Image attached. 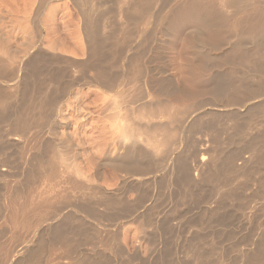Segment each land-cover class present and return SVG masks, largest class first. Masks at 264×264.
<instances>
[{
  "label": "rangeland",
  "instance_id": "rangeland-1",
  "mask_svg": "<svg viewBox=\"0 0 264 264\" xmlns=\"http://www.w3.org/2000/svg\"><path fill=\"white\" fill-rule=\"evenodd\" d=\"M182 1L185 0H177L175 2H172L170 8H175L178 5V3ZM21 2H22L21 0L16 1V3H18V6L21 4ZM95 2L96 3L98 2V4L94 5L92 12L91 11L89 12L87 10L86 11L88 12V15L91 14V16L94 17L96 25H98L97 26L98 31L102 32V35L100 32L101 38L103 39L107 37L106 36L107 31L106 30L104 31L103 29L107 26L108 22L112 24V26H114L115 29H117L114 35L120 34V36L124 35V37H128L129 34H127L126 31L120 28H126V26L129 25L131 29L136 25H134L135 18L133 19L132 24L126 23L125 20L121 18L122 17L121 11L123 9H127L126 8L127 6L125 7V5L123 4L124 0H97ZM16 3L13 4L17 5ZM13 4L12 6H9V8L10 7H12V9L17 8V6L13 8L14 6ZM120 5L123 8H121ZM154 6L155 7L152 6L153 8H151V12L149 11L150 14H148L147 17H144L145 20L142 19L143 17H141L140 20H138V18L136 19L137 28L134 27V30L136 31L138 30L139 31V32L137 31L138 33H140V30L144 31L146 29H151L152 26L149 23L150 20L152 21V19H150L151 13L154 10L156 11L158 10V7L156 5ZM88 9H90V7ZM221 9L222 8L220 7V10ZM247 9L249 10V11H245L247 12V14L243 12L245 15L240 14L238 15L237 18L236 17L233 18L230 14H228L230 13L229 9L226 8L225 10L223 7L221 12L222 13L227 12V13H223L225 14L224 15L225 21L222 23L219 22L218 24H216V26H212L211 23L208 21L202 22L201 20L197 19L192 14L190 15L189 13H184L177 18L173 17L172 14H170L169 15L170 25H171L170 36L162 35L161 31L158 30L156 33V39L158 44L160 42L161 44L159 46H157L158 44L156 43L149 44L146 49H143L141 47L143 50L139 49L140 46L138 47V45L142 44L143 37L137 38L131 35L133 37L128 42L127 44L128 47L127 48L125 47L126 50L123 49L125 51H122V53L120 54L121 56L123 55L124 58L123 56L122 58L121 56H118V59L116 57L112 62L110 60L112 59V54L110 52L106 53L105 58L106 59L108 58L110 60L109 63L112 64H110V67L106 64L105 65L108 66L109 71H111V73L116 78H118L117 80L120 83V81L122 80L121 74L126 72L124 61L126 62L127 59L131 58L135 53L137 54V51L139 54L140 51L141 52L140 55L142 56L144 55L143 57H144L145 66L147 70L150 71V73L146 77L149 84L147 82L146 85L147 88H145L142 91H138L136 88L134 89L133 86H129L127 87V89H123V90L122 88L119 89L116 88L114 91H107L97 86H93V87L76 86L71 88L70 86L71 82H69V80L71 81L72 77L75 78L79 77L80 74H78L79 71L73 65L70 64L71 62L69 58L75 59L78 62L80 61L85 62L87 58L86 56L83 57L80 55L75 56L74 52L72 51V49L75 48V45H77L82 41L81 40L82 38L83 41L85 39L83 33V22H84L83 20L84 17L82 16L83 11H80L75 6L73 0L48 1L46 8H44L43 10L44 14H42V18H41L43 23L44 24L46 23L45 24L46 26L44 27H43L44 24L41 23L43 28V40L44 41L46 40L45 42H47L49 39L52 40L54 38L52 41L57 40L59 41V43H62V45L60 44V46H64L65 48V51L64 48H62L63 52H60L62 58L54 59L52 61L43 60L44 63L40 61L42 59L33 60V62L31 61L32 63L28 64V66L26 67V71H27L26 75L28 76L26 83L27 86H25V88L22 89L20 98L19 97L13 98L11 95V98L9 97L10 98V99L8 98L9 100L6 99L5 100L6 103L4 102V105L0 107V153L2 154L0 155V161H2L0 163L3 164V165L0 164L1 165L0 167L1 169L2 167L3 169L6 168L7 173L8 171H10L8 175L6 174V172H3L4 174H0V227L2 231H3L2 228H4V229H9V232L11 230L13 232V233L6 232V234L5 233L3 234L2 231H0L1 232L0 244H5V246L1 245L3 247H0V264H6V262H8L7 264H11V263L15 264L14 262L18 263V261L21 260L23 257L26 258L29 255L30 253L29 251H33L36 249V245H37L35 244L36 242L34 241H30L32 243L27 242L30 240V238H32V237L30 238L28 237L29 235L30 236L33 235L32 230H29V232H32V234H29L28 232H26V230H24L25 228H27L26 226L29 224V222L28 224L26 222L27 221L32 222L33 220V219L29 220L30 216L27 215L32 214V217H34L35 213L33 214V212L37 213L36 217H34L35 220L37 219V216L38 218L40 217V219L42 220L43 219L42 217L46 212H47L46 215L49 216V217L46 215L44 216L45 219L47 218L46 222L43 220L44 223H42V221L39 220V223H41L39 226H41L44 229L42 228L40 229V227L38 226L39 228H37L36 230L38 236L43 235L42 233L44 232L43 235L44 237L43 236L41 237L45 239L48 238L47 239L48 243L45 240L46 246H45V251L43 252L44 253L43 258L45 260L44 263H46L48 260L58 259L60 261L62 258L66 256V254H64L66 252L65 248L59 243H55L57 241H55L54 239L57 238L58 236H61L62 234L60 233H62V231L64 232L65 230L66 231L71 230L72 233L74 232L73 236L77 237L80 234L79 231L77 232L78 230L77 227L81 221L85 224V229L82 230V233L80 234L81 238L78 237V239H82L83 236L81 235L83 234L84 231H87L88 234L95 235V237L93 235L92 238L94 237L96 241L93 240L91 243L88 242L83 244L80 247V251L88 258L89 262L92 261L96 264H202L201 262L195 259V256L199 254L198 252L199 248L196 246L198 243V238L203 239L202 238L203 236H205L206 241L208 240L207 242H212V243L213 241L218 242V245L215 246V248L211 249L210 247L208 249L206 248L203 250L206 256L208 254H211L212 251L215 254L214 258L212 259L209 258L210 260L205 262L204 264H220L222 261L223 262L221 264L223 263L224 264H254V263L260 264L262 263V261H264V230H263L264 227H262L264 226V195L263 194L261 195L260 193L258 194L256 192L257 191L256 185L259 182V178H258L259 176L257 175L249 177V179L251 178L250 180L244 178L238 180L237 182L238 190L236 193L237 197L227 196L224 197L225 199H220L216 195V193L214 194L215 187L213 188L211 186L208 192L205 193L200 199H193L192 201H191V190L188 189H186L185 199L180 201H177V199L158 200L154 197L153 201L150 202L148 199L147 202H145L140 207V211L143 210L141 212H145V211L147 212L149 211V209L153 207L155 208L154 219L157 220L161 226L160 228L161 235L159 234L158 231L157 234L158 236L159 235L162 236L163 242L164 239L166 240V243L168 242L167 246L158 245L157 247L153 245V238L155 236V232H153L154 229L152 228L150 229L148 228L147 230L149 231L147 230L142 231V230H138L137 223L128 222L125 225H123V227L120 228L119 231L117 232L118 234H116L115 232H111L110 230H108L109 228H106V226H108L107 222H104L98 217L93 216L91 212H90L91 214L89 213L90 214L89 216V214L85 213L89 211L86 210L84 211L82 208L80 211L79 210L80 208L76 207L79 204L78 201L79 198L75 199L74 197H72L73 195H75L71 190L72 188H69V185L68 186L64 185V180L62 181V179L58 178L59 180L57 181V177L51 178V176H49L48 173L49 168L47 165V160L51 155L50 148L48 146L49 144L54 143L53 147H55V149H58V153L60 154V157L62 155L63 157L62 159L65 160V158H67L69 163L73 162L72 164L73 169L71 171L72 173H75V169L78 168L77 170H79L80 168L82 174L79 173L80 171H77L79 173L78 178L80 177L81 180L87 181L85 177L88 176L91 177L92 175V180H94L92 182L93 184L103 188V190H105L109 195L112 196L118 195V197H120V195L123 194L122 197L120 198H122L123 200L125 199L124 201L127 200L131 205H133L136 200V193L133 190L135 186H141L142 189H146L149 187L148 185L151 181H156L158 183L163 182L164 179L163 177L166 176L165 174L169 173L170 168L172 166L171 164H174V162L176 163L180 160L182 162L186 161L187 164L191 166V162H192L191 160L193 158L192 156L197 146L201 144L202 140H204V136L206 135L205 133L206 130L204 128H207L208 126H212L213 128L216 127L215 129L221 144L222 158L221 157L219 158L217 169H220V174L222 175L223 171H225L228 166L227 165L228 162L226 163V160L228 159L229 156H231V154H235V152L238 151H240V153L242 151L245 152V150H242L245 144H248L249 142V144L251 145V140L253 144L254 142L257 141L258 138L261 137L264 138V128L261 129V127L257 125V122H254L257 121L256 118L252 116L255 114L254 112H256L257 105L259 106V103H263V102H259V103L255 102L256 100L252 96H251V101L248 99H245L248 101H244L243 100L244 98L243 99L241 98L242 99L241 100L238 96L237 99L234 98L235 96L232 97L231 92L233 93L234 86L238 87V85L235 84L234 82V86L232 87L229 81L230 77L232 78L235 75L246 74L247 76L249 75L250 77L252 76L253 78H255L256 81L257 80L261 82L263 81L264 83V38L255 37V36L251 38L252 35L251 34L248 35L249 32H247V27H246V25L248 26L247 24L248 20H246L247 23L244 22V20L246 19V16L248 17L249 15V17H251L254 16L255 14L252 15L253 11H251V14H249L251 7L250 9L249 8ZM9 10H11V8ZM131 13L132 12H130L129 15H131ZM85 15H87L86 12ZM242 17L244 18L242 19ZM5 21H7L8 23L9 19L5 18ZM138 21L141 22L139 23ZM47 30H49L50 33ZM5 31L6 30H4L3 32L5 33ZM103 31L105 32V34ZM3 32H1V34H4ZM47 32L50 35H48ZM103 35L105 37H103ZM51 40H49V43L44 42L46 48L49 47L47 44H50ZM22 42L23 40L22 39L20 40L19 38L18 43L21 44ZM81 43L84 44L85 42L84 43L81 42ZM49 49L53 50L52 47H49ZM17 60L19 61V59L13 61L15 62ZM56 60L58 63L56 62ZM42 64H45L47 67ZM57 64H59V66L62 65V67L59 66L55 67V65ZM37 65H38V69H37ZM39 68L41 72L43 71L42 73L38 71ZM43 68L45 70H42ZM54 69L59 70L58 73ZM64 70L66 71V73H64L65 72ZM32 72L35 74H33ZM39 72L41 75L39 74ZM45 72L52 75L53 80L55 78L58 84L56 81H52V83L53 84L55 83V85L50 83L52 85L48 84L49 87H47L46 80L48 78H45ZM90 73L93 72L89 71V74ZM38 74L40 75L39 78H38L39 76ZM214 74H216V76ZM165 75L168 78L170 77L169 79H171V81L173 82L174 84L173 89L170 88L165 89L166 86H164L163 84L162 86H160V83L163 81V79L167 78ZM29 77L30 78L34 77V79L32 80ZM119 77L121 78L119 79ZM42 78L44 79V81ZM225 78L228 79L226 80ZM213 80L217 81L218 85L221 88L220 90L222 91V92L217 91V93L214 91L216 95H213L215 94L213 93L214 89L212 90L211 88L215 86L213 84ZM42 82L43 84H41ZM8 84L12 85V82ZM8 84L1 83L0 88L1 87L2 89L7 88ZM36 84L38 85L35 86ZM45 86L49 89H47ZM229 86L230 88L228 89ZM243 86L244 89L246 90L248 89L245 88L248 87L247 84ZM58 90L68 93L66 98L62 100L63 103L61 102L60 105L61 109L59 108L61 111L59 110L58 114L55 113L54 117L53 114H51L49 118L48 117L45 118L47 120H43L42 111L48 109L47 105L51 104L52 103L51 101L54 102L55 95L57 96L58 93H62ZM54 91L55 93H53ZM9 93L12 94L11 91ZM122 93L123 94L125 93L124 96H121ZM224 93H226L225 98L226 96L227 97L229 96L228 98H226V100L223 95ZM32 95L34 97H32ZM232 95H236L235 92ZM230 96L232 99H230L229 101ZM119 97L123 101L120 100ZM38 99L40 101H38ZM46 100L49 102H47ZM117 100L121 102V103L119 102V104L121 105L118 104ZM222 100L224 103L222 102ZM236 100L239 101V102L237 101L238 102L237 105L234 104L237 103L235 102ZM26 101L27 102L29 101L28 102L29 104H27ZM35 101L37 103L39 102L40 103L37 104V106L33 105V103L34 104L36 103ZM115 102L117 103V106ZM230 102L231 104H233V106H230L231 105ZM226 103L229 104L227 105ZM24 104L27 105L24 106ZM40 104H42V106ZM28 105H30V107L34 109L33 110L32 108H30L32 113H34L32 114V116L34 115L33 116L34 118L36 116V119L34 120L37 121L39 124L37 125V122L36 123L32 122V125L30 126L31 129L29 128L28 133L26 134L27 136L24 135V139L26 140L22 139L24 141L21 142L14 141L15 137L12 138L9 135L10 133L7 131L8 126L11 124V121L17 120V118L19 119L20 116H22L20 112L23 113V110L26 107H28ZM170 105L172 106V108H170L171 107ZM128 108L129 109L131 108L130 111L127 110ZM132 108H134L135 111ZM38 109H40L41 112ZM114 109L119 112H114L115 111ZM125 109L129 113H127ZM121 110L125 111V113L130 115L132 113L134 114L135 112L136 115L134 114L133 116H129V120L130 119L135 120V117L138 118V116L141 113L140 111H142L141 114L143 115V117L142 119L141 118L140 119L143 120L144 123H147L145 125L147 126L149 125L151 127V129H149L148 135L155 134L158 135V137L159 136L161 137V133L163 132L155 131L153 128L167 126L171 121L169 119L171 117L169 116L170 115L172 116V114H173L172 121L174 120L177 121L176 127L178 125H179L178 127H180L179 131L176 132L178 133L177 144L180 143V146L176 145L178 147L172 146L171 149L163 146L165 148L163 150L162 149L163 147L160 146L158 150L155 151L147 147L146 145H141V144L136 145V147L139 148L135 151H138L140 153L139 157L145 155L144 157L146 158L144 159L147 163L150 164L152 174L138 179L137 177H135L136 180L135 178L127 180L126 183L127 185H129L128 188L125 183V180L128 177H126L125 179L123 178L125 173L119 174L117 170L115 171L113 165L109 163L107 164L104 163L106 157L114 158L115 160L119 159L118 156L119 152L117 150V146L116 147L114 146L113 144L114 141L112 142V138L110 136L112 135L111 129L113 130L114 129L113 127L118 125V124L115 125L114 122L116 121L117 123H119L121 121H124L123 119L126 117V115L125 117L121 116V118L122 117L123 118L119 119L118 122V120H115L117 118L114 117V119H112L113 115L111 114L119 113L120 115ZM131 110L134 112H132ZM137 110L138 112H136ZM151 110L153 111L155 110L154 111L155 113L153 111L151 112ZM161 113L163 114L161 115ZM248 114L249 116H247ZM38 115L40 120L39 118H37ZM250 115L252 116V120L253 119L255 120L252 121ZM32 116L30 117V119H32ZM140 119L138 118V120ZM148 119H152V120H148ZM234 119H238L239 123L238 122L235 123ZM125 121L122 123H125ZM148 121L151 123H149ZM40 123L42 124L41 126ZM122 123L119 124V127H121L120 125H122L121 129L125 125ZM154 125L157 126L155 127ZM111 126L113 127L111 128ZM149 126L148 128H150ZM40 128H42L43 130H41ZM122 130H119V133H121ZM145 132L146 131H144V133ZM122 134L123 133H121V135ZM35 143L36 145H34ZM242 145L243 147H241ZM44 146L46 148H44ZM30 149H32L33 151ZM3 151L7 153L5 154ZM13 153L15 154V156ZM168 154L170 156H167ZM167 159L169 162L167 161ZM89 161L90 162L93 161L92 163H94V165L92 166L89 165L90 163ZM240 163L241 162H239V164ZM88 165L91 167L92 170L89 169ZM69 167L71 168V163ZM179 167L176 166L178 170L176 171V173L178 175L177 179L180 183V181L182 180L181 179L182 172H180L181 169H179ZM1 169H0V173H2ZM82 175H84L85 177ZM202 181L203 180L200 178L196 182L201 183ZM182 185L186 187L185 183H182ZM123 186L125 187L126 190L122 192ZM202 186L203 185H201V187ZM177 187L180 191L184 190L183 188H181L182 186L180 184ZM120 190L122 194H119L121 193ZM67 192H69V195ZM214 197H217V199ZM67 200L68 202H66ZM48 202L51 205H49ZM41 203L42 204L44 203L45 206L44 205L43 206L45 208L42 207ZM46 205H48L47 207L51 206L52 209L54 208V210L48 209ZM23 206L25 209H23ZM20 207H22V211L24 210L25 211L22 212L20 210L21 209ZM40 207L45 209V211H43V209H41ZM15 208L20 210L23 214L20 212L19 213L20 215H18V213L16 212L17 210ZM39 208L40 210H42V212L45 213L44 214L42 213L41 215V211L39 210ZM12 209L16 211H13ZM26 209H28V213L26 212L27 211ZM35 209L36 211H34ZM50 210L52 211V213L53 211H55L54 213L56 215H54V213L52 215L48 213L51 212ZM29 211L30 212L33 211V212L30 213ZM216 211L219 214V217L215 219L214 223L212 224L211 230L200 229L201 231H199L198 233V229L192 227V224L196 220L197 221L199 220L202 221L201 219L206 220L205 215ZM12 212L13 213L15 212L14 214L17 213L16 219ZM17 215L19 217L21 216L24 217L26 215L27 218L29 219H25V217L24 218L22 217L23 220L25 219L24 222L23 220L18 218ZM67 216L68 219L64 220L63 218ZM11 217H14V220H16V222L10 219ZM17 218L20 219L19 222ZM96 218L99 219V221L96 220ZM4 219L7 220L5 221ZM48 219L49 221H52L50 219H53V221L50 222L51 224L49 223ZM78 219H79V223H78ZM221 219L224 221V226H219V227L216 226L217 225L216 223L221 224ZM11 222L14 223V224L12 223L13 225L11 224L12 226H14V228L10 225ZM21 222L22 224L24 223L26 224V225L24 224L25 228L23 227L24 229L22 231H20L23 226ZM226 222H228L227 225ZM17 223H20L21 227H19ZM61 223H62V227L65 229L61 231L57 230L55 235L53 230L56 225L58 226ZM6 224L7 225L9 224V226H5ZM48 225L51 226L48 227ZM52 225L54 227H52ZM260 226L262 229L260 228ZM10 227L12 228L10 229ZM15 227L18 228L15 229ZM49 229L51 230L49 231ZM194 229H196V233ZM41 230H43L42 233H40ZM46 230H48V232H46ZM5 231L6 230H4L3 232ZM95 231L97 232L98 236L95 234ZM109 232H111V234H113L114 236H118V239L121 241V244L123 245L125 252H122L120 249H118V247H115V245L111 247V249H109V247L113 245L110 242L111 240H109L111 238ZM16 234H18L17 237L14 236ZM75 234H77V236H75ZM19 235L20 237L22 236L23 238L25 237L26 238L25 240H27V237L29 238V240L25 242V245L23 244L24 242L23 238L21 239L18 238ZM13 236L15 240L18 238L17 242L15 240L12 241ZM18 241L22 242L19 243L22 244V246L18 244ZM8 242L9 244L10 243L12 244L13 242L12 244L13 247H14V243L15 244L17 243L15 246L16 250L15 248L13 249V247L7 244ZM28 243L30 244L28 245ZM17 245L20 246V249H17ZM26 245H28V248ZM6 247H9L10 251H8V248ZM21 247L22 248L24 247V249L22 250ZM11 250L14 251L13 253L16 252L17 256H15L16 254H13L12 256L11 255L12 253H9L8 255L7 252H11ZM3 252L6 254H4ZM18 254L19 255L21 254L20 255L21 257ZM10 255L12 257H10ZM6 256L8 259L10 257V261L6 260L7 259ZM3 257H5L6 259ZM126 257L129 258V261ZM11 258L12 259L14 258L15 261H13L14 259L12 260ZM61 261L63 264L69 263L67 259Z\"/></svg>",
  "mask_w": 264,
  "mask_h": 264
},
{
  "label": "bare ground",
  "instance_id": "bare-ground-1",
  "mask_svg": "<svg viewBox=\"0 0 264 264\" xmlns=\"http://www.w3.org/2000/svg\"><path fill=\"white\" fill-rule=\"evenodd\" d=\"M16 1H18V0H0V84L1 83L8 84V83L12 82V85L8 84L7 88H3V89H2V87L0 88V89L3 90V91L0 90V107L4 105V102H5L6 99H8L9 97L11 98V95H12L13 98H15V97L16 98L17 97L20 98L22 89L25 88V86H27L26 83H27V77L28 76L26 75V72H27L26 71V67L28 66V64L32 63L33 60H40V59H42L40 61L43 62V60H47V61L48 60H51L52 61L54 59L62 58L60 52H63V49L62 48H64V46H60V44L62 45V43H59V41H57V40L52 41L54 38L52 40L49 39V40H51V43L50 44H47L49 47H52L53 50L52 49L50 50L49 47L46 48V45H44V42L46 40L45 41L43 40V28H42V24H41V23H43V21L41 20V18H42V14H44L43 13V10H44V8H46V5H47V3H48L49 0H21L22 1L21 4H20L21 6L20 5L18 6V3H16ZM95 1H97V0H95ZM95 1L94 0H73L75 6L80 11H83V13L82 12L81 13L83 14L82 16L84 17V18L83 17L82 18L84 20V22H83V33H84L85 39L83 41V38H82L81 39L82 40L81 42H83V43L85 42V43L82 44L81 42L80 43L77 42L78 44L76 43L77 45H75V48H73L72 51L74 52L75 56L76 55H80L82 57L83 56H86L87 58H86V61L85 62H81V61L78 62L75 59H70L69 58V60L71 62L70 64L73 65L79 71L78 74H80L79 77H77V78L72 77L71 78V81L69 80V82H71V84H70L71 88L72 87H76V86H78V87H93V86H97V87H100V88H102L104 90H107V91H114L116 88L117 89L122 88V90H123V89H127V87H129V86H133L134 89L136 88L138 91H142L145 88H147L146 85H147L148 80L146 79V77L148 76V74L150 73V71L147 70V68L145 66V62H144V57H143L144 55L143 56L140 55V53H141L140 51H139V54H138V51H137V54L135 53L131 58H128L126 62L124 61L125 67H126V72H124L123 74H121L122 78L119 77V79L120 78L122 79L120 81V83L117 80L118 78H116L111 73V71H109L108 66L110 67V64H112V63H109V62H110V60L113 62V60L116 57L118 59V56H121L120 54L122 53V51H125L126 50L125 47L126 48L128 47L127 44L132 39L133 36H135L137 38L143 37L142 44L139 43L141 45H138V47L140 46V48H139L140 50L142 48L143 49H146L149 44H154V43L158 44L157 39H156V33H157L158 30L161 31L162 35L170 36V28H171L170 18H169V15L170 14H172L173 17L177 18V17L181 16L184 13H189L190 15L192 14L194 17H196L197 19L201 20L202 22L203 21H208V22L211 23L212 26H216V24H218L219 22L222 23V22L225 21V17H224L225 14H223V13H227V12H223V13L221 12V10L223 9V7H224L225 10H226V8L229 9V12L230 13H228V14H230L233 18L234 17L237 18L238 15L244 14L243 12L249 11L247 8L250 9V7H251L252 10L250 9V13L249 14H251V11H253L252 15H254V14L255 15L254 16H251L250 15L251 17H249V15H248V17L246 16V19L244 20V22H246V20H248V23L246 22L248 24V26L246 25L247 32H249L248 35L251 34L252 35L251 38H253V36H255V37H263L264 38V0H192V1L191 0H188V1L185 0V1H182V2L178 3V5L175 8H170V6H171L172 2H175L177 0H124L123 4L125 5V7L127 6L126 7L127 9H123L121 11V15H122L121 18H123L126 23H131V24L133 22V19L135 18L134 19V25H136V26H134V27H136V28H137V24H136L137 23L136 22V19L137 18H138V20H140L141 17H143L142 19H144V17H147V15L150 14L151 8L155 7L154 5H156L158 7V10L157 11L154 10L151 13V16H150V19H152V21L151 20L149 21L150 25L152 26L151 29H146L144 31L140 30V33H138L139 31L137 30L138 31L137 32L136 30H134V27H132L133 29L131 28L132 29L131 30L130 27H129V25H127L126 28H120V29L126 31L127 34H129L128 37H124V35L123 36H120V34L114 35L117 29H115L114 26H112V24H110L108 22L107 26L106 27L104 26L105 28L103 29L104 31L105 30L107 31L106 32L107 33L106 34L107 37H105L103 35V37H105L103 39L101 38L102 32L101 31H98V27H97L98 25H96V22L94 20V17H92L91 14L88 15V12H87V11H89V12L91 11L92 12V9L94 8V5L95 4H98V2L96 3ZM13 3H16L17 5H14ZM12 4L14 5L13 8L15 6H17V8L12 9V7H10L11 10H9L10 9L9 6H12ZM87 5H88V7H87ZM89 7H90V9H88ZM120 7H121V5H120ZM220 7L222 8L221 10H220ZM84 8H86V9H84ZM121 8H123V7H121ZM121 8H120V10H121ZM85 12L87 13V15H85ZM130 12H132L131 15H129ZM245 13L247 14V12H245ZM4 17L6 19L7 18L9 19V22L8 23H7V21H5V18ZM243 18L244 17H242V19ZM141 21H143V20H141ZM239 22H240V20H239ZM45 24L43 25V27L46 26ZM4 30H6L5 33L3 32ZM47 31H49V30H47ZM1 32H3L4 34H1ZM100 32H101V35H100ZM49 33H50V31H49ZM47 34H48V32H47ZM104 34H105V32H104ZM20 35H22V36H20ZM48 35H50V34H48ZM131 35H133V36H131ZM19 38H20V40L21 39L23 40V42L21 44L18 43ZM242 38H244V37H242ZM248 38H246V39H248ZM49 40L47 41L48 43H49ZM256 40H257V38H256ZM47 42H45V43H47ZM160 44H161V42L157 46H159ZM51 45H53V46H51ZM67 45H69V44H67ZM108 48H109V50H108ZM123 49H125V50H123ZM58 51H59V53H58ZM64 51H65V48H64ZM109 52L112 54V59H110V60L108 58L107 59L105 58L106 57L105 54L106 53H109ZM122 56H121V58H122ZM123 58H124V56H123ZM16 59H19V61L17 60V61L14 62L13 60H16ZM56 62H57V60H56ZM105 64L108 65V66H106ZM42 65H45V64H42ZM57 66H59V64L55 65V67H57ZM111 66H113V65H111ZM59 67H62V65L59 66ZM37 69H38V65H37ZM42 70H45V69L43 68ZM32 71H34V70H32ZM38 71L41 72L40 68H39ZM38 71H37V73H38ZM55 71H57V73H58L59 70H55ZM89 71H92L93 73H90L89 74ZM40 72H39V74H40ZM47 72H48V70H47ZM47 72H45V78H48L46 80L47 81L46 85H47V87H49L48 84H50V83H52V81H56V80H55V78L53 80V78H52L53 76L50 75ZM64 73H66V71ZM156 73H158V72H156ZM33 74H35V73H33ZM159 74H160V72H159ZM40 75L38 76V78L40 77ZM214 75L216 76V74H214ZM231 76H233V75H231ZM34 77H32V78L29 77V78L33 80ZM41 77H43V76H41ZM57 77H59V76H57ZM169 78L168 77L166 79L164 78L163 81L160 83V86H162V84H163L164 86H166L165 89H167V88L173 89V87H174L173 85L174 84L171 81V79H169ZM230 78H229V81H230V84L232 85V87L234 86V82H235V84L238 85V87L237 86H234L233 93L235 92L236 95H232L233 93L231 92V96L232 97L235 96L234 98H236V99L239 97L240 99L241 98L242 99L244 98L243 99L244 101H248V100L251 101V96H252L256 100L255 102H258V103L259 102H263V103H259V106L257 105L256 112H254L255 114L252 115V116H254L256 118V120H257V121H254V122H257V125H259L261 127V129L264 128V83H263V81L262 82L261 81H258V80L256 81L255 78H253L252 76L250 77L249 75L247 76L246 74L245 75H242V74L235 75L231 79ZM225 79L227 80L228 78H225ZM40 80H41V78H40ZM43 81H44V79H43ZM30 82H32V81H30ZM37 82H38V80H37ZM41 84H43V82ZM52 84H50V85H52ZM57 84H58V82H57ZM148 84H149V82H148ZM213 84L216 86L215 87V86L212 85L213 87H211L212 90L214 89L213 90V93H215V92L217 93V91L222 92L220 90L221 88L218 85L217 81L213 80ZM245 84L248 85V87H245V88H248L247 90L243 88L244 87L243 85H245ZM37 85L38 84H36L35 86H37ZM53 85H55V83ZM2 86H3V84H2ZM133 87H131V88H133ZM229 88H230V86L228 87V89ZM47 89H49V88H47ZM64 89H65V87H64ZM244 90H246V91H244ZM10 91H11L12 94L9 93ZM55 91H57V90H55ZM55 91L53 93H55ZM58 91H60V90H58ZM60 92H62V91H60ZM145 92H146V90H145ZM216 93L213 94V95H216ZM29 94H28V96H29ZM67 94L68 93H65V92L58 93L57 96L55 95V97H54V102L51 101V99H50V101L52 102L51 103L52 105L48 103L50 105V106L47 105L48 106V109L42 111L43 120H47L45 118L46 117L49 118V116H51V114H53V117H54L55 116V113L56 114L59 113V110L61 109V106H60L61 105V102H62L63 99L66 98ZM124 94L122 93L121 96H124ZM223 95H224V98H225L226 93H224ZM28 96H26V97H28ZM231 96L229 98V101H230V99H232ZM32 97H34V96L32 95ZM120 97H119V99H120ZM228 97L226 96V98H228ZM115 98H117V97H115ZM226 98H225V100H226ZM30 99H32V98H30ZM245 99H248V100H245ZM52 100H53V97H52ZM120 100H122V99H120ZM125 100H128V99H125ZM38 101H40V100L38 99ZM237 101L238 100H236L235 102H237ZM28 102H27V104H29ZM47 102H49V101H47ZM119 102L120 101H118V104H119ZM127 102H126V104H127ZM222 102H223V100H222ZM231 102H230V104H231ZM238 102L237 103H234L233 102V103L237 105ZM7 103H9V102H7ZM39 103L36 102L35 104L33 103V105H36L37 106V104H39ZM27 104H24V106L27 105ZM226 104L228 105L229 103H226ZM40 105L42 106V104H40ZM119 105H121V104H119ZM39 106H38V108H39ZM116 106H117V103H116ZM151 106H153V105H151ZM230 106H233V104H231ZM230 106H228V107H230ZM30 108H32V107H30V105H28V107H26L23 110V113L20 112V114L22 116H20L19 119L17 118V120L11 121V124L10 125L8 124L9 126H8V130L7 131L10 133L9 135L12 138L15 137L14 141H20L21 142V141L26 140V139H24V135H26L28 133V130H29L30 126L32 125V122H34V123L37 122V121L34 120V119H36V116H35V118L33 117L34 115L32 116V114H34V113H32V111H31ZM170 108H172V106ZM35 109H37V108H35ZM118 109H119V107H118ZM130 109L128 108L127 110L130 111ZM132 109L134 110V108H132ZM254 109H255V107H254ZM38 110L40 111V109H38ZM123 110L120 111V115H119V113H117V114L116 113L115 114L112 113L111 114V115H113V118H112V116H111V118L112 119H114V117L117 118L115 120H118V122H119V119H122L126 115V117L123 119L124 121L126 120L125 123H122L124 121H121V120H120L121 122H119V123H117L115 121L116 123L114 122V124L115 125L118 124V125H116L114 127L111 126V128L112 127L114 128L113 129L114 131L111 129L112 135L110 137L112 138V142L114 141V143H113L114 146L115 147L117 146V150L119 152V155H118L119 156V159L118 160H115L114 158H108V157H106L105 160H104V163L105 164L109 163V164L113 165L115 171L117 170L119 172V174L120 173H122V174L125 173L123 178L125 179L126 177H128L125 180V183H126L127 180L134 179L135 177H137V179H138V178H143V177H146V176L152 174V170H151L150 164L147 163L145 161V159H144V158H146V157H144L145 155L139 157L140 153L138 151H135V150H137L139 148V147L137 148L136 145L137 144L146 145L147 147H149V148H151V149H153L155 151L158 150V148L160 146H162V147L163 146L164 147H168V148H171V149H172V146H176V145H179L180 146V143L177 144L178 143V141H177L178 140V133H176L177 131H179V128L180 127H178L179 126L178 123H177L178 126L176 127V122L177 121H175V120H174L175 122L172 121L173 120L172 119L173 114H172V116L171 115L169 116V117H171V118H169L171 120L170 123L169 124L167 123L169 126L167 125L165 127L153 128L155 131H162L163 132V133H161V137L159 136L160 138L158 137V135H155V134L148 135L149 129H151V127L148 125L150 127V128H148V126L145 125L147 123H144V121L141 120L142 117H143V115L141 114L142 111H140L141 113L139 112L141 116L140 115L139 116L137 115L139 119L141 118L140 120H138L137 117H135V120L134 119L133 120L132 119L129 120V116H133L135 114V112H134L135 110L134 111L131 110L132 112H134V114L131 112L132 113L131 115L130 114H127L129 112H127L126 109H125V111L127 113H125V111H123ZM152 111L153 110H151V112ZM114 112H119V111H116L115 110ZM122 112L125 113V114H123ZM136 112H138V110ZM163 112H166V111H163ZM250 112H252V111H250ZM121 114H123V115H121ZM156 114H158V113H156ZM162 114L163 113H161V115ZM31 116H32V119H30ZM121 116H123V117L121 118ZM247 116H249V114ZM252 116L250 115L251 120H252ZM37 118H39V115L37 116ZM132 118H134V117H132ZM136 118H137V120H136ZM163 118H165V117H163ZM39 120H40V118H39ZM60 120H61V118H60ZM144 120H145V118H144ZM148 120H152V119H148ZM253 120H255V119H253ZM62 121H63V119H62ZM238 121H239L238 119H234V122L235 123L238 122ZM41 123H40V126L42 125ZM120 123L125 124L123 126V128H122L123 130L121 129L122 125H120L121 127H119V124ZM149 123H151V122H149ZM251 123H253V122H251ZM38 124L39 123L37 122V125ZM37 125H36V127H37ZM215 128H213L212 126H208L207 128H204L206 130L205 131L206 135L204 136V140H202L203 138L201 139L202 140L201 144L197 146V148H196V150H195V152H194V154L192 156L193 158L191 160L192 161L191 162V166L188 165L186 161H183L182 162L180 160V161H178L176 163L174 162V164H171L172 166L170 168L169 173L166 172L167 173V174H165L166 176L163 177L164 178L163 179V182L158 183L156 181H151L149 183V185H148L149 187L146 188V189H142L141 186H135L133 188V190L136 193V200H135V202H134L133 205H131L127 200H126L127 201L126 202V201H124L125 199L123 200L122 198H120L123 195L122 192L126 190L124 186L122 187V192H121V190H120L121 193L118 192L119 194H122V195H120V197H118V195H116V196L109 195L105 190H103V188L98 187L95 184H93L92 182L94 180H92V175H91V177H89V176L88 177H85L84 175H82V176H84L86 178L87 181L81 180L80 177H79L80 178L79 179L78 178L79 173L82 174V172L80 171V168H79V170H77L78 168L75 169V173H78L77 171H80L78 174L72 173L71 171L73 169L72 168L73 162H70L71 163V168H70L69 167L70 163H69L68 159L67 158H65V160L62 159L63 158L62 155L60 157V154L58 153V149H55V147H53V144L54 143L53 144L51 143L48 146L50 148V153H51L49 159L47 160V165H48V168H49L48 173H49V176H51V178L52 177H57V181L59 179H62V181L64 180V185H67V186L69 185V188H72L71 190L75 194L72 197H74L75 199H78L79 198L78 201H79V204L80 205L78 204V206H76V207H79L80 208L79 209L80 211H81V208H82L84 211L85 210L86 211H89V212H85L86 214H89L91 212L93 214V216H96L99 219L103 220L104 222H107V224H108L109 227L106 226V228H109L108 230H110L111 232H115L116 234H118L117 232L119 231L120 228L123 227V225H125L128 222H135V223L138 224V227H137L138 230H142V231L145 230L146 231L148 228L149 229L150 228L154 229L153 232H155V236L153 238V245H155L157 247H158V245H160V246L161 245H166L167 246V243L168 242L166 243V240L165 239H164V242H163V238H162V236H160L161 235V233H160L161 226H160L159 222L154 219V209L155 208L153 207V208L149 209V211H147V212L146 211L145 212H141L143 210L140 211V207L145 202H147L148 199H149L150 202L153 201L154 197L156 199H158V200H165V199H170V200L173 199L174 200V199H177V201H180V200L185 199L186 189H188V190H191V201H192L193 199H200L205 193L208 192V190L211 188V186L213 188L215 187L214 194L216 193V195L220 199H225L224 197H227V196H236L237 197L236 193H237V190H238V183H237L238 180H240L242 178L248 180L249 177H252L254 175L259 176L258 177L259 178V182L256 185V188H257V191L256 192L258 194L260 193L261 195L262 194L264 195V138L263 137H261L262 139L261 138H258V139L256 138L257 141L255 140L256 142H254L253 144H252V140H251V145L249 144V142H248V144H245L244 147L242 145L241 146V147H243L242 150H245V152L242 151L243 153L242 152L240 153V151H238L239 153L238 152H235V154H231V156H229L228 159L226 160V163L228 162L227 163L228 166H227L226 170L223 171V174L221 175L220 174V169H217L218 162H219V158L222 156L221 144H220L219 137H218V134H217ZM40 129L43 130L42 128H40ZM33 130H34V128H33ZM119 130H122V132H121V133H123L122 135H121V133H119ZM144 131H146L147 133L146 132L144 133ZM144 134L147 135V136H145ZM120 137H122V138H120ZM22 139H24V140H22ZM43 140H44V138H43ZM30 145H32V144H30ZM34 145H36V143ZM164 147L162 148L163 150L165 149ZM176 147H178V146H176ZM44 148H46V147L44 146ZM32 149H30V150H32ZM174 149H175V147H174ZM160 151H161V148H160ZM4 153L6 154L7 152H4ZM156 154H157V152H156ZM243 154H245L246 156L243 155ZM0 155H2V154L0 153ZM14 156H15V154H14ZM167 156H170V155L168 154ZM42 158H44V157H42ZM35 161H36V159H35ZM167 161H168V159H167ZM0 162H2V161H0ZM92 162H90L89 165H91V166L94 165V163H92ZM239 162H241V163L239 164ZM74 163H75V160H74ZM170 163H172V162H170ZM1 165H3V164H1ZM176 166H178V167L180 166L179 169H181V171L180 170L179 171L182 172V178H181L182 180L180 181V183H179V181L177 179L178 178V175H177L176 171H178V170H177ZM4 167H5V165H4ZM0 169H1V167H0ZM89 169H91L90 166H89ZM1 171H2V173H0V174H4L3 172H6L7 175L10 172V171H8V173H7V169L6 168L3 169V167L1 169ZM31 171H33V170H31ZM122 174H121V176H122ZM3 176H5V175H3ZM30 177H32V176H30ZM44 178H45V176H44ZM87 178H89V179H87ZM200 178L203 181L201 183L200 182L197 183L196 181L198 179H200ZM36 179H37V177H36ZM135 180H136V178H135ZM30 182H33V181H30ZM51 183H49V184H51ZM182 183H185L186 187H184V185H182ZM32 184H34V183H32ZM61 184H63V183H61ZM179 184L182 186L181 188L184 189L183 191H180L178 189L177 186H179ZM201 185H203V186L201 187ZM126 186L128 188L129 185H127V183H126ZM52 187H53V185H52ZM42 189H43V187H42ZM50 192H51V190H50ZM67 193L69 195V192H67ZM116 194H117V192H116ZM214 198L217 199V197H214ZM52 199H54V198H52ZM66 202H68V200ZM44 203L43 204L41 203L43 208H45L44 207L45 206ZM48 204H49V202H48ZM49 205H51V204H49ZM47 206L48 205H46V207ZM42 207H40V208L43 209ZM155 207H156V205H155ZM20 208L19 209L22 211V207H20ZM40 208H39V210H40ZM47 208L48 209H52L51 206H49ZM23 209H25L24 206H23ZM16 210H13V211H16L18 213V215H20L19 213L21 211L18 210V209H16ZM26 210H27L26 212L28 213V209H26ZM52 210H54V208ZM99 210H101L102 213ZM24 211H22V212H24ZM34 211H36V209ZM40 211H41V215H42V213L43 214L45 213V212H42V210H40ZM43 211H45V209H43ZM70 211H71V209H70ZM32 212H30V213H32ZM54 212L55 211H53V213ZM14 213H13V215L15 216V219H16V214L17 213L16 214H14ZM34 213H35V216L34 217H36V214L37 213L36 212H33V214ZM46 213L44 214V216L46 215ZM48 213H50L51 215L53 214L52 211L51 212H48ZM38 214H40V213H38ZM90 214H89V216H90ZM26 215L24 216L25 219H29V218H27V216H30V219L29 220H32V219L33 220H32V222H30V221H27L26 222L27 224L29 222V224L26 226L29 229H27V228H25V225L26 224L24 223L25 222V219L23 220L24 217L23 216H21V217L18 216V218H20L21 220H23L24 221L23 223L25 224L24 225L21 222V224L23 226H22V229L20 228L21 229L20 231H22L25 228L24 230H26V232H28L29 234H32V232H33V235L32 236H30L28 234L29 235L28 237L29 238L32 237V238H30V240H29V238L27 237V240H29V241L25 240L26 238L25 237L23 238V236L20 237V235H19L18 238L19 239L23 238L24 242L22 240L21 241L23 242L24 245H25V242L26 241L27 242L34 241V242H36L35 244H37V245H36V249L35 250H33V251L27 250V251L30 252L29 255L28 256L26 255L27 256L26 258L22 256L23 258L21 260H19V261L17 260L18 263L17 262H14L15 264L16 263L17 264H61L62 263L61 260H64V259H67L69 261L68 264H96V263H94L92 261L89 262L88 258L84 254H82L81 251H80V247L83 244L88 243V242L91 243L93 240L94 241H96V240L94 238L95 235L93 234L94 237L92 238L93 235L88 234L87 231H84L83 234L81 235V236H83L82 239H78V237H80V234L82 233V230L85 229V224L81 220L80 221L82 223L81 222L79 223V219H78L79 225L77 227L78 228L77 232L79 231L80 234L78 236H77V234H75V236H77V237H74L73 236V233L74 232L72 233L71 230H68V231L65 230L66 232L65 231L63 232L62 231V233H60L62 235L61 236H58V237L56 236L57 238L54 239L55 241H57L55 243H59L60 245H62L65 248V251H66L64 253V254H66V256L60 260L61 263H60V261L58 259H56V260H48L46 263H44L45 260L43 258V254H44L43 252L45 251V246H46L45 245V240L47 242V239L48 238H46V239L43 238L44 237L43 236L44 235L43 230L40 231V233L43 232L42 233L43 235H40V236H38L37 235L38 233L36 232L37 228H39V227H40V229L42 228L41 226H39L41 224V223H39V220H41V219H40V217L38 218V216H37V219L35 220L34 217H32V214H30V215L28 214L27 216ZM41 215H39V216H41ZM54 215H56V214L54 213ZM44 216L42 217L43 219L41 220L42 223H44V221L46 222V219H47V218L45 219ZM46 216H48V215H46ZM218 217H219V214L217 213V211L216 212H213V213H210V214H207V215H205L206 220L205 219H201L202 221H200V220L197 221L196 220L197 221L196 222L195 219H194L195 222L192 224V227L198 229V233H199V231H201L200 229H210L211 230L212 224L214 223L215 219L218 218ZM18 218H17V220L19 222L20 219H18ZM10 219L14 220V217H11ZM63 219L64 220H67L68 219V216L65 217V218H63ZM99 219L96 218V220H98V221H99ZM50 220L53 221V219H50ZM58 220H60V219H58ZM8 221H7V223H8ZM14 221L16 222V220H14ZM48 221H49V219H48ZM52 221H49V223L52 222ZM13 222H11L10 225ZM219 223H220V221H219ZM227 223L228 222H226V225H227ZM21 224L20 223H17V225H19V227H21ZM216 224H217L216 226H218V227L219 226H224V221L221 219V224H218V223H216ZM35 225H37V226H35ZM5 226H9V224L8 225L6 224ZM49 226H51V225H48V227ZM216 226H213V227H216ZM12 227L14 228V226H12ZM12 227H10V229ZM52 227H54V226L52 225ZM262 227H264V226H262ZM17 228L15 227V229H17ZM260 228H261V226H260ZM2 229H3V231L6 230L5 232H3L1 230V227H0V231H2L3 234L4 233L6 234V232H9V229H4V228H2ZM42 229H44V228H42ZM63 229H65V228L62 227V223L59 224L58 226L56 225L55 228H54V230H53L54 231V234L56 235L57 230H60L61 231ZM196 229H194L195 230V233H196ZM29 230H32V232H29ZM50 230L51 229H49V231ZM147 231H149V230H147ZM157 231L159 232V234H160L159 236L160 237L158 236ZM10 232L13 233L12 230ZM38 232H39V230H38ZM46 232H48V230H46ZM111 232H109V234L111 236V238L109 236V238H110L109 240H111L110 242L113 245L112 246L108 245V246H110L109 249H111V247H113L115 245V247H118V249H120L122 252H125V250L123 248V245L121 244V241L118 239V236H114L113 234H111ZM16 233H17V230H16ZM0 234H1V232H0ZM95 234L98 236V234H97L96 231H95ZM202 234H203V232H202ZM17 235L18 234L14 235V236L17 237ZM99 235H100V233H99ZM14 236L12 237L13 238L12 241L15 240L14 239ZM41 236H43V237H41ZM18 238L15 240L16 242H17ZM202 238L203 239L198 238V243H197L196 246L199 248L198 249L199 254L195 256V259L197 261L201 262L202 264H204L205 262H207V261L210 260L209 258H211V259L214 258L215 257V254L212 251L213 253L211 252V254H208L206 256L205 253L203 252V250L206 249V248L208 249L210 247H211V249L215 248V246L218 245V242H215V241H213V243L212 242H207L208 240L207 241L205 240L206 239L205 236H203ZM10 239H11V237H10ZM20 242L18 241V244ZM30 243H32V242H30ZM30 243H28V245ZM7 244H9V242ZM12 244H13V242H12ZM12 244L10 243L9 245L11 247H13ZM16 244L14 243L13 249L15 248ZM1 245H4L5 246V244H0V247H3ZM9 245H7V246H9ZM19 245L22 246V244H19ZM28 245H26L27 248H28ZM30 246H32V245H30ZM102 246H104V245H102ZM6 248H8V251H10L9 247H6ZM17 249H20V246L17 245ZM23 249H24V247L22 248V250ZM15 250H16V248H15ZM112 250H113V248H112ZM223 250H224V248H223ZM13 252L14 251L11 250V252H7V254L9 255V253H12L11 254L12 256H13V254H16L15 256H17V253L16 252L13 253ZM19 253H20V251H19ZM4 254H6V253H4ZM11 255H10V257H12ZM10 257H9V259L7 258V256H6L7 259L5 257H3V258H5L6 260H9L10 261ZM222 257H224V256H222ZM16 258H18V257H16ZM127 259L129 261V258H127ZM13 261H15V259ZM242 262H243V259H242ZM7 263L8 262H6V264ZM254 264H257V263H254ZM260 264H264V261H262V263H260Z\"/></svg>",
  "mask_w": 264,
  "mask_h": 264
}]
</instances>
